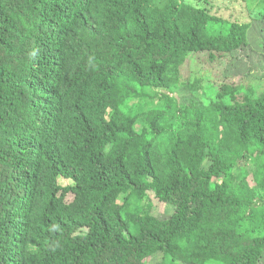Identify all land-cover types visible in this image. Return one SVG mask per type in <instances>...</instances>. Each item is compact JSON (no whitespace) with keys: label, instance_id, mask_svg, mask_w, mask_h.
<instances>
[{"label":"trees","instance_id":"16d2710c","mask_svg":"<svg viewBox=\"0 0 264 264\" xmlns=\"http://www.w3.org/2000/svg\"><path fill=\"white\" fill-rule=\"evenodd\" d=\"M250 29L187 0H0V264L260 263L264 76L228 71Z\"/></svg>","mask_w":264,"mask_h":264},{"label":"rangeland","instance_id":"374dc122","mask_svg":"<svg viewBox=\"0 0 264 264\" xmlns=\"http://www.w3.org/2000/svg\"><path fill=\"white\" fill-rule=\"evenodd\" d=\"M187 4L208 7L212 15L233 23L250 24L251 29L248 33L250 47L240 54L241 59L234 60L230 64L228 71L237 76L234 78L237 81H240L241 78H249L250 81H255L259 76L261 78L264 76V61L256 62L254 60L255 56L260 61L264 57V0H187ZM252 52L255 55H252ZM147 92L150 95L148 98L155 101L148 102L147 98L139 101L132 100L128 105L134 114L161 107L160 99H156L157 93L150 90H147ZM60 184L66 187L72 185V182L61 178ZM173 212V206L160 203H155L153 209V214L162 220L169 218ZM170 253L176 258H181V250L178 247H174ZM258 264H264V257Z\"/></svg>","mask_w":264,"mask_h":264}]
</instances>
